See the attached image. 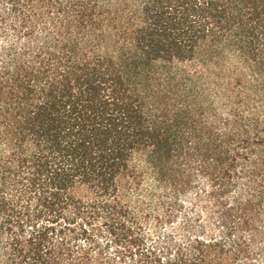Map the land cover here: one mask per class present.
Listing matches in <instances>:
<instances>
[{
	"label": "trees",
	"instance_id": "1",
	"mask_svg": "<svg viewBox=\"0 0 264 264\" xmlns=\"http://www.w3.org/2000/svg\"><path fill=\"white\" fill-rule=\"evenodd\" d=\"M0 264H264V0H0Z\"/></svg>",
	"mask_w": 264,
	"mask_h": 264
},
{
	"label": "rangeland",
	"instance_id": "2",
	"mask_svg": "<svg viewBox=\"0 0 264 264\" xmlns=\"http://www.w3.org/2000/svg\"><path fill=\"white\" fill-rule=\"evenodd\" d=\"M136 159L133 160V165L134 167H136V169H138L139 171H145L146 167L145 165H143L142 161L140 160L141 158H139V156H135ZM150 183V179L148 176H146L145 180H144V185L148 186ZM126 195L130 196V198L133 201H137L139 199V192L138 189L134 188V187H128V189L126 190ZM153 227V223H150L149 228L151 229Z\"/></svg>",
	"mask_w": 264,
	"mask_h": 264
}]
</instances>
